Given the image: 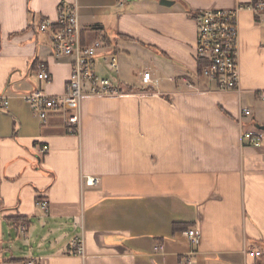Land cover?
<instances>
[{
    "label": "crops",
    "instance_id": "1",
    "mask_svg": "<svg viewBox=\"0 0 264 264\" xmlns=\"http://www.w3.org/2000/svg\"><path fill=\"white\" fill-rule=\"evenodd\" d=\"M61 1L0 0V92L10 100L0 118V264H264V16L239 13L235 90L199 73L188 16L254 0H76L82 42L105 44L98 74L127 89L83 96L77 135L22 98L65 92L72 58L54 56L39 30L57 20ZM40 64L50 82L37 77ZM250 130L262 132L261 146ZM77 234L84 259L65 254Z\"/></svg>",
    "mask_w": 264,
    "mask_h": 264
},
{
    "label": "built area",
    "instance_id": "2",
    "mask_svg": "<svg viewBox=\"0 0 264 264\" xmlns=\"http://www.w3.org/2000/svg\"><path fill=\"white\" fill-rule=\"evenodd\" d=\"M251 9L257 16H264V1L258 0L251 5H238L235 9H206L189 12L188 16L196 23L197 61L201 60V75L214 80L221 90L239 89V26L240 11ZM39 30L50 34L54 56L58 58L71 57V75L67 82L65 92L61 95H51L41 89H34L22 95L30 108L38 114L44 122L54 115H62L66 131L77 135L82 123V98L86 94L99 97L119 96L127 93V89L115 83L110 77L102 76L97 72V59L99 51L105 47L101 39L84 44L81 39L82 27L80 21L79 5L76 0H62L58 5V17L55 22L43 21ZM105 59L110 66L118 70L117 55L107 53ZM37 77L44 82L51 81V74L45 64L37 67ZM145 84H152L154 79L150 72L142 73ZM87 91V92H86ZM259 98L264 101V90L259 92ZM9 96L0 92V118L9 109ZM72 107V110H70ZM242 115L251 116L248 107L241 109ZM249 142L259 147L263 142L260 130L247 131ZM87 185L93 186L98 182L94 176H85ZM48 210V202L41 201ZM82 215L74 217V225L82 226ZM193 244L200 241L199 233L194 228L185 231ZM66 255L86 257V242L82 234L73 236L66 248ZM255 255L263 256L262 251H255ZM25 264H37L28 261Z\"/></svg>",
    "mask_w": 264,
    "mask_h": 264
},
{
    "label": "trees",
    "instance_id": "3",
    "mask_svg": "<svg viewBox=\"0 0 264 264\" xmlns=\"http://www.w3.org/2000/svg\"><path fill=\"white\" fill-rule=\"evenodd\" d=\"M257 1L258 0H254V3H256ZM202 65H203L202 61L198 60V71H199V73H201V71H202ZM130 89H133V87H131Z\"/></svg>",
    "mask_w": 264,
    "mask_h": 264
},
{
    "label": "water",
    "instance_id": "4",
    "mask_svg": "<svg viewBox=\"0 0 264 264\" xmlns=\"http://www.w3.org/2000/svg\"><path fill=\"white\" fill-rule=\"evenodd\" d=\"M162 2L165 3V4H168V1H166V0H162ZM263 128H264V127H263Z\"/></svg>",
    "mask_w": 264,
    "mask_h": 264
}]
</instances>
